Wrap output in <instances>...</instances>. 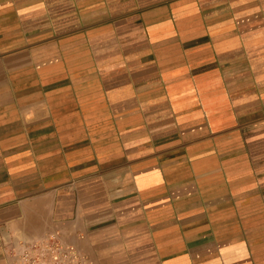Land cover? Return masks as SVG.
<instances>
[{
  "label": "crops",
  "instance_id": "1",
  "mask_svg": "<svg viewBox=\"0 0 264 264\" xmlns=\"http://www.w3.org/2000/svg\"><path fill=\"white\" fill-rule=\"evenodd\" d=\"M54 233L264 264V0H0V264Z\"/></svg>",
  "mask_w": 264,
  "mask_h": 264
},
{
  "label": "built area",
  "instance_id": "2",
  "mask_svg": "<svg viewBox=\"0 0 264 264\" xmlns=\"http://www.w3.org/2000/svg\"><path fill=\"white\" fill-rule=\"evenodd\" d=\"M11 253L18 264H91L89 257L59 233L14 247Z\"/></svg>",
  "mask_w": 264,
  "mask_h": 264
}]
</instances>
